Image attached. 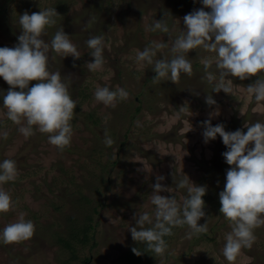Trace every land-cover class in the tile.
<instances>
[{
	"label": "rangeland",
	"instance_id": "rangeland-1",
	"mask_svg": "<svg viewBox=\"0 0 264 264\" xmlns=\"http://www.w3.org/2000/svg\"><path fill=\"white\" fill-rule=\"evenodd\" d=\"M52 2V6L61 2L65 14L51 26V32L46 29L42 39L50 43L62 27L81 54L79 60H74L49 52V71L61 73L77 104L70 122L73 135L63 152L49 143L48 134L35 127L34 134L26 138L18 131L20 126L6 116L3 96L10 86L0 77V163L14 160L18 173L14 181L0 185L13 201L9 212L0 213V232L16 222L20 213L35 226L33 237L27 241L8 245L0 241V264H63L67 258L54 246L51 234H65L70 225L78 227L82 221L83 206L77 203L76 191L93 204L98 201L101 215L94 240L79 251L80 259L74 264H130L126 254L138 243L129 229L136 226L134 215L154 209L150 195L156 177H165L162 185L174 189L161 195H175L180 203L187 195L186 190H175L173 175L176 180L185 175L195 185L218 194L205 205V217L198 221L199 225L207 222L208 230L189 237L188 226L174 228L166 251L162 256L153 253L150 264H230L223 256V248L231 228L219 211V193L224 190L226 172L231 167L222 155L228 149L219 135L204 142L203 122L210 113L218 112L211 118L213 126L222 124L226 132L239 129L244 133L246 123H264V102H256L246 90L258 77L243 81L229 77L232 93H215L213 85L204 79L200 63L212 54L202 50L188 53L193 75L181 74L178 84L154 83L152 66L137 65V50L153 41L169 42L166 34L146 28L155 20L165 19L173 36L179 35L186 30L183 18L187 14L201 8L210 11L202 0ZM43 3L0 0V48L18 44L19 16L33 13V7ZM92 17L95 20L88 26ZM97 35L104 37L105 63L101 70L89 71L85 65L94 58L86 42ZM162 57L171 59L170 44L158 53V58ZM209 71L216 72L214 64ZM35 83L30 82L29 87ZM97 87L124 88L129 98L117 101L114 108L105 107L94 98ZM208 95L215 105L205 103ZM184 106L189 110L181 112ZM106 130L114 141L111 147L104 144ZM260 229L253 246L243 248L231 264H264V226ZM147 263L143 259L136 264Z\"/></svg>",
	"mask_w": 264,
	"mask_h": 264
},
{
	"label": "clouds",
	"instance_id": "clouds-1",
	"mask_svg": "<svg viewBox=\"0 0 264 264\" xmlns=\"http://www.w3.org/2000/svg\"><path fill=\"white\" fill-rule=\"evenodd\" d=\"M202 3L210 11L201 8L187 14L183 18L186 30H181L175 37L165 19L155 20L147 27L146 31L166 34L169 42L153 41L143 50H137L135 62L140 67L152 66L154 83L171 81L178 84L181 74L193 75L188 53L202 50L212 54L203 57L200 63L204 67V79L213 85V92L231 94L232 80L229 77L241 81L258 77L246 90L256 102H264V0H202ZM56 16V8L31 14L24 12L19 16L21 34L17 37L18 44L12 48H0V77L10 86L3 96L7 118L20 126L18 131L26 138L34 134V127L36 131L48 134L49 143L63 152L71 143L73 129L70 122L77 104L61 73L49 71V52L54 51L64 58L71 56L74 60H79L81 54L62 27L55 32L50 43L42 39L46 28L56 24ZM94 20L95 17L90 18L88 26ZM86 43L94 61L85 66L89 71L101 70L105 63L104 37L92 36ZM169 44L171 59L158 58V53ZM213 64L216 72L209 71ZM32 81L37 83L29 87ZM17 88L20 91H16ZM94 98L105 107L114 108L117 101L127 100L129 93L121 87L115 90L97 87ZM205 103L213 106L216 101L208 95ZM188 110L186 106L180 108L181 112ZM218 114H209V119L203 122L202 135L205 143L219 135L228 149L222 155L231 167L226 172L224 190L219 193V211L231 228L225 236L223 248V256L231 264L243 248L253 246L255 229L264 226V123H246V133L239 129L226 132L222 124H211V118ZM3 136L6 139L7 133ZM104 144L107 147L114 144L107 130ZM250 144L254 147L250 148ZM17 174L14 160L5 159L0 163V185L14 181ZM164 179L157 176L156 183L151 185L152 212L134 215L136 226L129 229L132 239L145 244L146 250L156 256H162L166 251L168 245L164 238L173 235L174 228L187 225L189 237L208 230L207 222L198 224L205 217L203 197L206 187L195 185L185 175L179 180L173 175L175 190L187 192L180 203L175 195H161L174 191L162 185ZM12 207L10 195L0 188V213H7ZM24 217L25 214L20 213L16 222L0 232L3 244H19L33 237L35 226ZM132 252L137 256L144 253L135 247Z\"/></svg>",
	"mask_w": 264,
	"mask_h": 264
},
{
	"label": "trees",
	"instance_id": "trees-1",
	"mask_svg": "<svg viewBox=\"0 0 264 264\" xmlns=\"http://www.w3.org/2000/svg\"><path fill=\"white\" fill-rule=\"evenodd\" d=\"M41 1V0H40ZM42 2H45L43 4H40L38 6H34V12H39L40 10L47 9V8H56V11L58 13V16L55 17L56 23L59 22L58 18L64 17L65 11L64 8L61 6V2L57 3L55 2V5H53L52 0H42ZM60 5V6H59ZM0 14L3 11V8L0 7ZM32 10V8H31ZM47 30L51 32L53 30V27H47ZM50 35V34H49ZM53 36V35H52ZM218 193H215V191L208 192L206 191V195L203 197L205 205L208 203L213 202V197L216 196ZM77 195V203L79 205H82V215L84 214V217L79 224L76 225H70L69 229H67L66 233H60L58 231H54L51 234V240L53 241L54 246L58 247L60 251H62L64 254H62L64 257L67 258L66 261L63 262V264H74L75 262L79 261V251L86 247V245L89 244L91 240H94L95 234H96V227L99 224V219L101 215V209H99V203L96 201L94 204L93 202L88 199L86 196H84L81 191L75 192V196ZM187 226V225H185ZM184 226V227H185ZM261 231L260 227L255 229L254 235L259 234ZM172 236V235H171ZM171 236L165 237L164 239L166 242H168L171 239ZM138 248L142 252H144L142 255L137 256L132 252V248ZM132 247L128 253L126 254V259L130 262V264H136L142 262V260L146 259L147 264H150V257H152V252L146 250V246L143 243H138ZM83 262H87V259H84Z\"/></svg>",
	"mask_w": 264,
	"mask_h": 264
}]
</instances>
